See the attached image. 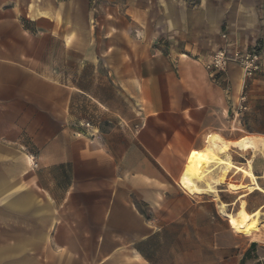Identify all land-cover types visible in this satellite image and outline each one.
<instances>
[{"label": "crops", "instance_id": "0c3cea01", "mask_svg": "<svg viewBox=\"0 0 264 264\" xmlns=\"http://www.w3.org/2000/svg\"><path fill=\"white\" fill-rule=\"evenodd\" d=\"M220 50L261 54L257 112L264 0H0V264L195 263L171 231L213 206L181 177L232 143L244 84L212 79Z\"/></svg>", "mask_w": 264, "mask_h": 264}, {"label": "rangeland", "instance_id": "374dc122", "mask_svg": "<svg viewBox=\"0 0 264 264\" xmlns=\"http://www.w3.org/2000/svg\"><path fill=\"white\" fill-rule=\"evenodd\" d=\"M247 102V110L231 118L230 133L225 136V139L232 141L229 156L234 165L244 170L250 169L257 177V183L264 190V134L259 133L264 131V107L257 112L250 113ZM77 113L81 117H86V121L90 123L104 122L101 111L90 101L83 100ZM244 138L256 140L257 148L253 151H241L240 148L232 146L234 142ZM219 151V149L215 150L217 155L205 156L207 151L199 154L206 171H204L203 182L199 183V187L205 189L203 191L205 195L202 193L200 200L211 202L212 213L208 205V208L199 211L202 213L198 215L199 226H178L171 233L176 238H190L198 241L196 262L192 264H264V194L256 192L246 195L247 190L231 193L228 184L243 186L251 184V180L237 173L236 169L227 174L224 185L217 186L222 175L220 167L227 158L219 154ZM211 186L214 187L215 193L209 192ZM242 195L246 196L239 199ZM243 204L245 205L243 210L249 214L260 211V215L255 227L251 228L248 233L240 234L229 225L227 215L237 216ZM222 205L226 208L222 209Z\"/></svg>", "mask_w": 264, "mask_h": 264}, {"label": "bare ground", "instance_id": "6f19581e", "mask_svg": "<svg viewBox=\"0 0 264 264\" xmlns=\"http://www.w3.org/2000/svg\"><path fill=\"white\" fill-rule=\"evenodd\" d=\"M255 142H256V140L254 141V139H252V138H244V139H241L237 142H234L232 146L240 148L241 151L242 150L243 151H251V150L253 151L254 149L257 148V145ZM230 145H231L230 143L225 142L224 140L220 139L219 137H213V139L211 141V147L210 148L208 147L207 152L204 154L205 156L217 155L215 150L219 149L220 150L219 154H222V155L227 157V158H225L222 166L220 167L222 175H221V177H220L221 179L218 181V183L216 182L217 186L224 185L225 184L224 180L226 179L225 177L227 176V174L230 171H232L233 169H236L237 173H241L246 178H249L251 180V184L248 186L247 185L243 186V185L228 184L229 191L231 193H237V192H242L244 190L245 191L247 190L248 193L246 195L254 194L256 192H262L264 194V190L257 183V177L253 174V172L250 169L244 170L243 168L236 167L234 165V163L231 161V158L229 156V152L231 149ZM250 165H252V164H250ZM204 171H205V166H204L203 159L199 154H197L195 159L192 161V163L186 167V169L183 173V176L181 177L182 178L181 179V186L183 187V189L186 190L187 192H189L190 194H198V195L201 194L202 195V193L205 189L200 188L199 183L203 182V179L205 177L204 173L206 172V171L205 172ZM209 177H210V175H209ZM206 178H207V176H206ZM209 181H210V178H209ZM205 183H204V186H205ZM209 189H210L209 192H211V193L216 192L214 190V187H212V186ZM246 195H242L239 199H242ZM221 208L224 209V208H226V206L222 205ZM244 208H245V205L243 204L242 210L238 213L237 216L227 215V218L230 221V226L233 229H235L237 233H240V234L248 233L251 230V228L255 227L256 222H257L259 215H260V211H256L254 214H249L246 210H243Z\"/></svg>", "mask_w": 264, "mask_h": 264}, {"label": "built area", "instance_id": "2783aa9c", "mask_svg": "<svg viewBox=\"0 0 264 264\" xmlns=\"http://www.w3.org/2000/svg\"><path fill=\"white\" fill-rule=\"evenodd\" d=\"M261 54L257 50L248 52L236 51L229 53L223 50L216 52L206 69L209 72L213 80L219 82L222 81L225 75L228 73V69L231 65L239 66L243 70L244 84L243 90L240 97V104L236 108V115L247 110V90L249 88V81L261 71ZM226 90L229 91L230 87L225 86ZM86 127L89 128L90 124L87 123Z\"/></svg>", "mask_w": 264, "mask_h": 264}]
</instances>
